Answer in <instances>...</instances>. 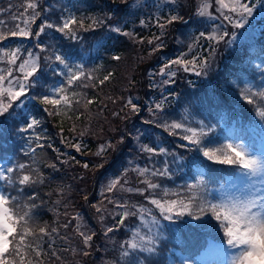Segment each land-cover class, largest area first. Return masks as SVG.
<instances>
[{"label":"trees","instance_id":"1","mask_svg":"<svg viewBox=\"0 0 264 264\" xmlns=\"http://www.w3.org/2000/svg\"><path fill=\"white\" fill-rule=\"evenodd\" d=\"M251 1L249 0V3ZM26 2L27 0H0V9L4 10L0 19L8 21L10 25L14 24L13 17L24 11ZM35 2L39 5L37 11L40 15L31 25L33 34L45 21L54 24L59 23L62 15L75 14L77 17H85V27L90 23L87 18H95L103 22L94 31L79 32L80 39L77 40L69 39L53 29H46L38 41L34 38L9 37L6 41L0 42V45L6 49L21 45L24 49H32L36 53H39V49L35 47L36 43L39 42L48 46V50L39 53V55L41 57V70L45 74L47 85L50 87L58 85L62 79L54 75L53 72V68L56 71H59L60 68L54 62H52L53 68H49V61L44 60V57L52 52L58 51L65 55L70 64L82 63L85 72L92 76L91 80L83 81L89 85L87 88H75V91L83 94L80 103L76 104L75 98L70 97L72 107L64 109L59 115H49L48 112L44 111V105L29 98L24 100L26 106L15 107L14 105V116L8 117L6 113L7 119L0 117V168L15 167L19 164L26 165L24 172L31 173L37 183L25 186L18 199L22 204L34 202L37 205L34 211L38 226L47 225L49 230L57 229L51 236L43 239V251L39 260H42L43 264H73L75 259L78 261L79 255H83L80 250L83 247L74 249L73 237L75 235L70 237L66 233L74 231L76 225L73 217L76 216V211L84 210L81 204L84 206L85 200L94 197L95 187L99 184V178L90 173V169L96 166L93 162L94 152L99 142L102 141L97 133L104 132V128L109 125L117 128L122 124L116 118L113 121L108 114H105L104 120L101 121L96 107H100L101 104L107 107L108 101L118 102L119 97L124 96V91L131 84L130 82V84L127 83V86L124 85V82L128 80L124 77V72L129 68L126 65L130 62V65L134 66L139 62V60L137 62L130 61L129 54L132 52L133 55H137L134 50L136 49L135 45L140 43V37L146 38L156 33L154 30L158 19L165 21L171 15H178L182 19L185 17L183 19L185 23L178 22L181 19L177 20L163 31L165 37L160 39L163 44L160 51L162 54H169V57L172 56L173 51H186L189 45L193 43L196 45H192L194 48L198 44L201 45L202 52L206 47L211 49L209 40L200 38L199 33L206 32L207 34L212 23L206 17L198 16L197 11H190L187 15V8L180 1H176L174 4L169 3L168 6L158 0L142 2L127 0L126 3L122 0H35ZM262 7L264 8V6ZM154 15L158 17L155 21L153 20ZM141 21L144 23L142 24ZM256 23L261 27L256 30L250 29V31H256L251 33L250 39L245 38L240 43L230 44L229 48H225L221 43L213 45L216 48L215 53H218L220 57L223 54L228 55L224 60H221L222 64L219 70L215 72V83L213 81L193 82L194 75L188 74L190 81L188 80L186 86V75H182L184 77L183 82L176 81L172 88L170 86L164 88L170 97L174 93L182 94L181 89L185 88L192 100L188 104L189 112L194 116V119L188 118L191 126L196 127V121L199 120L215 126V131L209 133L208 139L205 141V143L211 141L209 146H217L228 141V139L236 140L239 138L250 144L256 140H262V135H264V121L257 117L252 107L239 97L241 87H251L253 91L264 88V19H258ZM112 27H119L121 33L111 31ZM250 31L247 30L246 33ZM124 32L132 35H123ZM156 54L155 52L144 53L143 56L147 58L145 61L154 62ZM114 57H119V59H114ZM163 62L165 61L162 60L161 63ZM4 66V64H0V67ZM109 73H111L109 79L101 85L99 81L108 76ZM139 75L140 78H144L146 75L141 66ZM112 77L113 80H110ZM131 78L134 82L139 81L136 77ZM161 78L163 77L160 76L157 81ZM250 82L254 85L251 86ZM147 83L148 79L143 80L144 86ZM152 83L155 84L154 81ZM109 84L111 91L108 90ZM149 90V88L145 90L147 91L146 95ZM87 100H92L93 103L87 104ZM174 103L178 106H175V111L179 112V108L182 107L180 100L176 98ZM49 109L51 110V106ZM9 111L12 112L13 109ZM169 114L172 115L171 112ZM32 117L41 121L40 125L29 132H21L20 129L25 126V120H30ZM96 125L97 128H95ZM37 136L43 138L37 140ZM178 137L174 135L172 139H169L166 149L169 153L174 152L178 156L184 157V160L179 163L173 162L172 155H154V160H150L146 152L141 155L143 156L142 163L149 169H162L164 162H168L169 170L172 173L170 178L151 177L154 182H158L162 186L156 191L162 194L163 189L166 188L171 192L184 195L186 184L196 183L198 179L202 178L207 184L208 192L206 194L208 198L213 199L216 191L221 188L220 186L230 182L231 169L207 161L205 164H201L200 161L204 158L196 152H189L180 148V144L176 141ZM220 137L224 139L222 140ZM112 140L113 137H111ZM76 143L80 144L79 152L72 146ZM116 143L115 149L110 151L109 148L105 151L108 157L105 159L107 161L102 164L105 167L104 172L110 170L111 166L116 167L117 170L122 169L124 162L130 157V153L134 149L133 143L129 139L127 140L124 134ZM180 143L183 142L180 141ZM37 144H43L44 147L38 148L36 147ZM32 148H35L34 153L31 151ZM193 157L197 158L195 164L192 163ZM85 163L88 164L87 168L83 166ZM52 164H55L56 167H50ZM21 174L17 170L16 173L9 174V176L15 181ZM128 175L134 186L137 188L145 187V185L137 182L139 176L136 174L134 166ZM0 188H6L13 196H17L19 185L0 181ZM134 193L132 192V194ZM130 194L129 197L133 199L131 204L137 206L148 204L146 200H142L138 196V193L134 196ZM30 196L38 198L32 201L28 199ZM87 209L88 212L84 210L82 213L86 214V220L91 224L87 227H92L90 213L93 209L90 207ZM136 219V217H128L125 223L117 231H114L113 234L116 232V238L120 242L118 251L112 249H110L111 252L105 251L104 248L108 245L102 244L101 241L95 247L96 252L99 255L107 253L117 264H128L132 257L126 258L122 255L124 249L121 248V245L125 239L131 238L134 228L130 226V223ZM206 219L210 218L206 217ZM197 223L190 217H185L176 224L163 221V239L159 242L157 252L152 256L139 252L132 255L138 259L148 257L146 264H168L167 257L171 247L185 252L184 254H191L195 253L197 249L201 252L222 242V232L197 229L194 227ZM211 223L215 224V220H211ZM65 224L68 225L67 228L64 227ZM103 231L104 229L101 230L99 226L92 227L89 234ZM171 253L174 252L171 250ZM28 258L37 261L34 253L30 252L26 260ZM80 260L83 264L82 257Z\"/></svg>","mask_w":264,"mask_h":264},{"label":"snow or ice","instance_id":"2","mask_svg":"<svg viewBox=\"0 0 264 264\" xmlns=\"http://www.w3.org/2000/svg\"><path fill=\"white\" fill-rule=\"evenodd\" d=\"M122 2L126 3L127 0H122ZM213 2L216 5V12L233 29H245L246 26L250 25V20L254 18L257 4L264 6V0H257L255 3H249L248 0H227V2L226 0H213ZM210 6L209 0H204L196 14L209 20L216 19L217 17L209 11ZM38 7L39 5L35 0H27L24 11L13 17L14 24L10 25L8 21L0 19V42L6 41L9 37L34 38L38 41L46 29H53L69 39L77 40L80 39L79 32L94 31L103 23L95 18H87L90 23L85 27V17H77L75 14L62 15L59 23L54 24L45 21L33 34L31 25L40 15L37 11ZM3 12L4 10L0 9V15ZM180 19L182 17L178 15H171L163 23L158 19L157 26L164 29L167 25ZM141 23L144 22L141 21ZM111 31L121 33L119 27H112ZM122 34L132 35L127 32ZM199 37L206 38L216 45L220 42L230 45L237 40V33L221 29L220 25H216L211 33L200 32ZM226 38L229 39L226 40ZM160 39V36H154L148 40L149 44H155L152 49L153 52L163 47L162 42L156 43ZM141 42H143L142 38ZM35 47L39 49V53L48 50V46L39 42L36 43ZM215 51L216 48L212 47L211 52L214 53ZM192 52L193 46L189 45L187 52L181 53L176 59L164 63L154 75L166 78L162 80V84L175 83V77L180 70L185 73H192L197 77L207 76L212 68L211 58L201 56L197 52L191 56V59H187L186 57ZM39 53L33 52L32 49H24L21 45L7 49L0 45V64L5 65L0 67V117H5L6 113L8 117L14 116V105L15 107L26 106L24 100L29 98L44 105V111L48 112L49 115H59L64 109H70L72 107L70 97L75 98L76 104L80 103L83 94L75 91V88H87L89 85L83 81L92 79L91 74L85 72L84 65L82 63L70 64L66 56L58 51L45 56L44 60L49 61V68H53L52 62L60 68L59 71L53 68V72L54 75L62 78L58 85L50 87L47 85L45 74L41 70ZM114 59H119V57H114ZM110 75L111 73L101 79L99 83L102 85L109 79ZM239 97L252 107L257 117L264 121V88L253 91L251 87H241ZM91 103H93L92 100H87V104ZM49 106H51V110ZM125 107H130L133 114L140 111L139 105L134 103L131 98L127 100ZM10 109L13 111L10 112ZM148 111L153 117L156 116L157 112L162 113L164 111L163 102L156 103L154 107H149ZM144 122L157 123L155 119ZM40 123L41 121L35 117L30 120L26 119L25 126L20 131L29 132L38 127ZM196 124L197 126L194 127L185 121L172 120L169 122L164 120L157 123V127L163 128L169 135L179 136L182 141H186L187 143H182L179 147L202 156L204 160L200 161L201 164H205L207 161L231 169L228 188L221 185V198L209 199L206 194L208 192L207 184L200 178L196 183H188L184 186V195L171 192L166 188L161 194L156 191L161 189V184L154 182L151 177L170 178L172 173L169 170L168 162H164L162 169H149L147 167L136 169L137 174L144 177L140 183L145 187L127 188L126 191L129 193L136 192L143 196L144 200L152 207L108 200L114 208H120L123 211L115 213L119 216V220L114 226L106 227L103 232L105 236H108L109 233L122 226L128 217H139L142 227L147 231L144 232L141 228L134 229L131 238L121 245V248L124 249L122 255L126 258L132 257L128 264H146L148 257L138 259L132 255L133 253H146L148 256H152L157 252L159 242L163 239L162 229L164 225L162 221L176 224L185 217H190L191 220L198 222L194 226L197 229L208 232L217 230L223 233L222 242L216 245L217 255H229V264H264V148L255 150L242 138L238 143L226 141L217 146H209L211 141L209 143H205V141L208 139L209 133L215 131V126L210 123L205 124L203 120L196 121ZM42 138L36 137L37 140ZM72 146L77 152L80 151L79 143ZM36 147L42 148L44 145L37 144ZM141 150L150 155H172L175 163L184 160L183 156H178L174 152L169 153L168 149L164 147L156 148L142 145ZM31 151L34 153L35 148H32ZM196 159L193 157L192 163L195 164ZM83 166L87 168L88 164L85 163ZM102 166L100 165V167ZM50 167L55 168L56 165L52 164ZM25 168V164L0 168V181L19 185L17 196H13L6 188H0V264H43V261L39 260L43 251L42 241L57 231L55 228L49 230L47 225L38 226L34 211L37 205L34 202L22 204L18 199L25 186L37 183L31 173L24 172ZM17 170L22 174L14 181L9 174L16 173ZM118 184H120L119 179L111 181L106 191L112 192ZM121 189L125 190L123 185H121ZM36 198L38 197L30 196L28 199L34 201ZM97 212L101 213L100 220L103 222V210L97 207ZM206 217L210 219H206ZM73 219L79 218L73 217ZM211 220H215L217 223L212 224ZM64 227L67 228L68 225L65 224ZM80 228L81 225L78 224L76 230L83 242L81 251L84 256H88L89 252L86 249L92 247L91 241L96 233L88 234L80 231ZM225 243L227 248L223 247ZM30 252L35 254L37 261H33L31 258L26 260ZM206 255L196 259H193L192 256L181 257L179 264H208Z\"/></svg>","mask_w":264,"mask_h":264},{"label":"rangeland","instance_id":"3","mask_svg":"<svg viewBox=\"0 0 264 264\" xmlns=\"http://www.w3.org/2000/svg\"><path fill=\"white\" fill-rule=\"evenodd\" d=\"M142 1H145V0H138V2H142ZM158 1L162 2V4L167 5V6L169 3L174 4L176 1H180L184 3L185 7L187 8L186 9V11L188 12L187 15L190 13V11L191 12L198 11V8L204 2V0H193V1L192 0H174V2L173 0H158ZM255 2L256 0L251 1V3H255ZM209 3L211 4L209 11L217 18L214 20L208 19L212 23L211 29L208 31V33H211L215 29L216 25H220L221 29H227L229 32L235 31L237 33V40L234 43H232L233 45L240 43L241 40L244 41L245 38L247 40L250 39L249 37L251 33L256 32V31H250V29L251 30L259 29L261 26L257 24L256 21L258 19H264V8L260 4H257V7L254 11V18L250 20V25L246 26L245 29H233L232 28L233 30L231 31V26L228 25L226 21H223L219 13L216 12V5L214 4L213 0H209ZM156 19H158V17L157 15H154L153 20L155 21ZM183 19H181L178 22L185 23ZM160 22L163 23L164 21L160 20ZM170 25L171 24L167 25L166 28H169ZM166 28L161 29L157 26V23H156V28L154 30V32L156 31V33L153 34V36L142 38L143 42H141V37L139 38L140 43L135 45L136 49L134 50L135 52H137V55H133L132 52L129 54L130 61L137 62L139 60V62L136 63L134 66H131L130 62L126 65L127 68L128 67L129 68L128 70L124 72V77L127 78L128 80L124 82V85L127 86V83L130 84V82L131 84H130V87L126 88V90L124 91V96H120L118 99L119 100L118 102L108 101L107 107H104L102 104L100 107L99 106L96 107V109H98V112L100 114L99 119L101 121L104 120V115L108 114L109 118H111L113 121L116 118L118 119L119 122H122V124L117 128H115L113 125H109L108 127L104 128L105 129L104 132L102 131V132L97 133V136L100 137L102 141L99 142L94 152L95 158L93 162L96 164V166H93L90 169V173L99 178V184L97 187H95L97 191L96 190L94 191V197L90 196L91 197L90 200H85L84 206L81 204L83 209L86 210L87 212H88V209H87L88 207L93 209L92 212L90 213V220L92 222L93 228L94 227L96 228L97 226H99L101 227V230L103 229L105 230L106 227L114 226L116 221L119 220V216L115 215V213L122 212L123 209L114 208L113 204L109 203L108 200H113V201L118 200L120 202H126V203L130 201L128 204H131L133 199L129 197V192H127L126 189L132 188L134 184H132V182L130 181L128 173L132 170L133 166L135 168L136 174H137L136 169L145 168V165L142 163V160H141L143 159L142 158L143 156L141 155H143V152H144L141 150L142 145H148V146H152L156 148H159V147L166 148L167 144L169 143V139L173 138L174 135H169V133L164 130H162L163 131L162 132L161 129L163 128L157 127V123L163 122L164 120H167L169 122H171L172 120H177V121H185L186 123H189L188 118L194 119V116L189 112V108H188V104H190L192 100L190 99L189 94L187 93L185 88L181 89L182 94L174 93L170 97V95L166 92V89L164 88L166 86H170L172 88L173 83L162 84V80L166 78L163 77L159 81H157L158 78H160V76L154 75V73H157V71H159L160 67L164 63H166L167 61L176 59L177 56H179L181 53L187 52L188 48L184 52L173 51L171 53L172 55L171 57H169L170 55L167 53L162 54V52L159 49L158 51H155V53H157L156 54L157 56H155L154 62L145 61L147 60V58L143 56L144 53L145 54L154 53L152 49L155 46V44H149L148 40L152 39L154 36H160L161 38L165 37L163 36V31ZM247 30L250 32L246 33ZM227 39L229 38H226V40ZM161 42L162 41H159V42L156 41V43H161ZM209 42H210V47H213L214 42H211V41ZM220 43L225 48H229V44H226L225 42H220ZM192 45H195V44L193 43ZM201 47L202 46L199 44L197 45L196 48L193 47V52L189 53V55L186 58L191 59V56L196 54L197 52L201 56H209L212 60V68H211V71H209L207 76L197 77L194 75L192 81L193 82L213 81V83H215L216 81L215 72L219 70L220 65L222 64L221 60H224L226 57H228V55L223 54L220 57L218 53H215V52L212 53L211 49L207 47L202 52ZM218 59H220V61H218ZM162 60H164L165 62L161 63ZM140 66L143 68V72L146 73L144 78H140V75H139ZM188 74L189 73H185L182 70L178 71L175 77V82L176 81L183 82L184 77L182 75L184 76L186 75L185 76L186 77L185 86H186L188 84L187 83L188 80L190 81V79L188 78L189 77ZM151 76L154 78L153 80L151 79L152 78ZM131 77H136L137 80L139 81L134 82ZM145 79H148V83L144 86L143 80ZM110 80H113V77ZM152 81H154L156 85L152 83ZM249 84L251 86L254 85V83L252 82H250ZM147 88H149L150 90H149V93L146 95L147 91L145 90ZM231 88L235 89L233 87ZM108 90H110V84L108 85ZM129 98H131L134 103H137L139 105L140 111L138 113L133 114L130 110V107H125V104L127 103V100ZM176 98L179 99L182 104V107L179 108L180 109L179 112L175 111L174 109L175 106L178 107L176 103L173 104V101L176 100ZM160 102H163L164 104V111L162 113L157 112L156 116L153 117V115L148 111V109L149 107H154L156 103H160ZM169 112H171L172 115H170ZM185 118L187 119L185 120ZM152 119H155L157 123H145L144 122L146 120H152ZM97 125L95 128H97ZM123 134L125 135L127 140L129 139L130 142L133 143L134 149L130 153L131 154L130 157L127 158L126 161L124 162L123 164L124 167H122V169L117 170L116 167L113 168L111 166L110 170L104 172V168H105L104 165L101 167V169H100V165H102L104 162L107 161L105 159L108 157V155L107 153H105V151L109 148H110V151H112L113 148L115 149V145L117 144L116 142H118L121 139ZM111 137H113L112 141H111ZM220 139L222 138L220 137ZM176 141L179 144H181L180 141L182 140L178 137ZM228 141H234L237 143L240 142V140L238 139L236 140L228 139ZM182 142L186 143V141H182ZM244 142L246 143V141ZM251 146L255 150H260L261 148H264V135H262V140L261 139L257 140V143L254 146L253 145ZM102 148L104 149L103 151L101 150ZM147 154L150 160L155 159L154 155L150 156L149 153ZM151 169H156V168H151ZM115 179H119L120 184H118L117 188L114 189L112 192L106 191L107 186L110 184L111 181ZM142 179H144V177L139 176V180L137 182H140ZM124 181H127V183H124ZM121 185H123V189L125 190L121 189ZM228 185L229 183L224 185V187L228 188ZM135 188L137 187L134 186V189ZM130 195L134 196L136 195V192L134 194L131 193ZM138 196H140L141 199L144 200L143 196L139 194ZM221 196H222V190L220 188L219 190L216 191V194L213 196V199H220ZM105 197H107V199H105ZM145 205L148 207H152L149 204H145ZM97 207L103 210L102 212L104 216L103 222H101L100 220L101 213L97 212ZM84 210L76 211L75 213L76 216L74 217H78L79 219H73V221L75 222L76 226L78 224L81 225L80 231H84L89 234V232L92 230V227H87V225L90 226L91 224L90 222H88V220H86V217H85L86 214L82 213ZM136 218L137 219L134 222L130 223V226H132L134 229L141 228L142 231L146 232L147 229L142 227L139 217H136ZM215 224H216V221H215ZM114 231H117V230H114ZM114 231L112 233H109L108 236H105L103 234L104 231L100 233L96 232V236H94L93 240L91 241L92 247L89 249H86L89 252V255L88 256L79 255L84 260L83 264H88V263L89 264H117L116 262L112 260V258L107 253H105L104 255H99L95 249L97 244L102 241V244L106 243L108 245L107 247L104 248L105 251L111 252L110 249H112L113 251H118L120 242L116 238V232L115 234H113ZM66 234L69 235L70 237L71 236L73 237V234L75 235V237H73L74 238V249H76L77 247H83L82 237L78 234L76 227L74 228V231L72 230L71 233H66ZM127 240L125 239V241ZM216 245L218 244H215L212 246V248H207L206 250H203L201 252L199 249H197L195 253H191V254H188V253L184 254L185 252H182L180 250L178 251L177 248L175 250L174 247H171L169 250L170 253L167 257L168 264H179L181 257L192 256L193 259H196L197 257L205 256L206 254H207L206 259L208 260V264H229V255L218 256ZM225 245L226 244H224L223 247L227 248V245L226 246ZM171 250L172 252H174L173 254L171 253ZM80 257L78 258V261H76L75 259V262H73V264L76 262L77 264H82Z\"/></svg>","mask_w":264,"mask_h":264},{"label":"water","instance_id":"4","mask_svg":"<svg viewBox=\"0 0 264 264\" xmlns=\"http://www.w3.org/2000/svg\"><path fill=\"white\" fill-rule=\"evenodd\" d=\"M189 74H192V73H189Z\"/></svg>","mask_w":264,"mask_h":264}]
</instances>
